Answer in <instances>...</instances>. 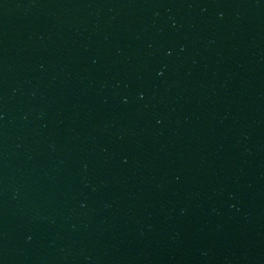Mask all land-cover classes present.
<instances>
[{
  "label": "water",
  "instance_id": "1",
  "mask_svg": "<svg viewBox=\"0 0 264 264\" xmlns=\"http://www.w3.org/2000/svg\"><path fill=\"white\" fill-rule=\"evenodd\" d=\"M0 264H264V0H0Z\"/></svg>",
  "mask_w": 264,
  "mask_h": 264
}]
</instances>
